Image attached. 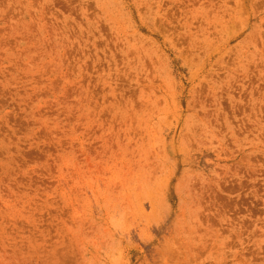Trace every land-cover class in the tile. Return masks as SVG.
Segmentation results:
<instances>
[{"label":"rangeland","instance_id":"obj_1","mask_svg":"<svg viewBox=\"0 0 264 264\" xmlns=\"http://www.w3.org/2000/svg\"><path fill=\"white\" fill-rule=\"evenodd\" d=\"M0 264H264V0H0Z\"/></svg>","mask_w":264,"mask_h":264}]
</instances>
